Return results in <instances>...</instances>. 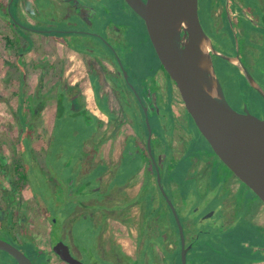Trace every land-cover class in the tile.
<instances>
[{"label":"flooded vegetation","instance_id":"flooded-vegetation-1","mask_svg":"<svg viewBox=\"0 0 264 264\" xmlns=\"http://www.w3.org/2000/svg\"><path fill=\"white\" fill-rule=\"evenodd\" d=\"M199 17L228 101L239 112L264 120V0H199ZM0 26V40L14 52L21 74L29 66L40 69L48 85L47 103L56 102L55 120L62 109L74 122L94 126L78 175L89 176L85 181L98 197L71 205L68 218L57 224L46 211V197L19 181L20 164L28 172L21 151L10 164L0 151V171L13 187L7 202L0 200V238L34 264H70L54 249L57 240L84 264H182L181 253L178 262L172 258L178 247L182 251V240L160 189L161 175L190 247L187 264L191 251L205 260V248L224 245L238 256L228 264H264V201L208 143L147 20L127 0H10L7 13L0 8ZM190 120L198 132L190 130ZM74 178L64 180L66 197L74 198ZM25 186L32 196L17 199ZM240 192L251 209L242 220L236 216ZM78 215L91 220L96 236L88 262L68 223ZM128 234L136 247L133 255L123 242ZM105 242L112 245L111 253ZM0 264L18 263L0 251Z\"/></svg>","mask_w":264,"mask_h":264},{"label":"rangeland","instance_id":"rangeland-1","mask_svg":"<svg viewBox=\"0 0 264 264\" xmlns=\"http://www.w3.org/2000/svg\"><path fill=\"white\" fill-rule=\"evenodd\" d=\"M4 5H0V8L3 9ZM46 9V11L43 10L44 13L49 12V9ZM4 23L1 22V26ZM1 26L0 30L3 29ZM27 57L29 59L30 55ZM36 60H33V62ZM14 62V52L9 53L8 48H5L4 40H0V151L2 156L6 157L7 164H10L15 155H19L21 151L20 157L28 165L27 170L29 173L26 176V181L34 188L35 193H41L46 197L47 201L43 202L48 205L46 211H49V217H53L51 219L53 221L58 219L56 223L61 224L68 218L69 215L67 214L69 213L66 211L69 210L71 205L76 207L80 205L79 201L82 204L88 196L89 200L98 198L94 191L89 188L91 184L85 181V179H89V176L84 179V176L78 175L83 168V162L87 161V148L90 147L88 142L90 139L89 134L94 129V126L92 125L91 127L88 124L86 127L79 121L78 123L74 122L71 113L68 111L63 114L60 113L55 120L56 102L50 100L47 103L46 99L49 94H46V87L48 85L45 83L46 81L44 82L45 78L40 74V69L33 70L29 66V72L24 75L21 74L20 68ZM28 120L31 122V127L27 124ZM189 124L190 130L198 132L191 120ZM197 136L199 135L197 134ZM29 140L34 150L31 154L28 150ZM198 149H200V146H198ZM204 152L206 151L200 150V153L204 154ZM29 157L32 160L31 163ZM170 160L166 164L167 168H170ZM19 162L22 163L21 160ZM48 175L52 183H48ZM179 175L182 177L180 178ZM183 175L184 173L182 172V174H178L177 178L182 180ZM217 175L221 181L226 177H222L219 173ZM73 176L76 178L75 193L74 198H70V196L66 197L67 185L64 180ZM218 182L220 181L218 180ZM54 184L57 185L56 190H53ZM12 189V184L0 171L1 203L7 202L8 198H5V196H9ZM32 193V189L29 186H25L21 192H16L15 197L21 200L32 196ZM64 195L66 198H64ZM256 200L259 201L257 198ZM236 202V216H239V219L242 220L244 213H248L251 210L249 208L250 204H247L244 192H240L237 195ZM68 205L69 207H67ZM84 209L86 210V208ZM198 217H200V214L197 213L195 218ZM46 223L49 226V222L46 221ZM68 223L73 234L74 243L79 246L82 245L86 250L83 256L84 260L90 261L93 251L88 252V250L93 249L96 238L93 233L94 227L91 220L84 219L81 215H78L70 217ZM188 231L189 227L187 225L185 226L186 234ZM175 236L179 242V235L175 233ZM180 253V247H178L175 258L172 257L177 262L179 261ZM198 254L196 251L189 253V264H228L232 262V259L238 258L232 253L230 245L205 248L203 250V254L207 255L205 260H197L195 255L197 256ZM221 259H225V261L222 263Z\"/></svg>","mask_w":264,"mask_h":264},{"label":"water","instance_id":"water-1","mask_svg":"<svg viewBox=\"0 0 264 264\" xmlns=\"http://www.w3.org/2000/svg\"><path fill=\"white\" fill-rule=\"evenodd\" d=\"M127 1L147 20L186 106L208 143L264 201V120L248 111L239 112L228 101L212 60L211 38L200 21L199 0ZM158 180L173 208L182 240L181 260L187 264L190 247L185 245L182 220L164 190L161 175ZM54 249L70 264H84L72 256L63 241L57 240ZM0 251L7 252L18 264H34L24 251L2 238Z\"/></svg>","mask_w":264,"mask_h":264},{"label":"trees","instance_id":"trees-1","mask_svg":"<svg viewBox=\"0 0 264 264\" xmlns=\"http://www.w3.org/2000/svg\"><path fill=\"white\" fill-rule=\"evenodd\" d=\"M9 1L10 0H7V2L5 3V5L3 6V12L4 13H7V9H8V3H9ZM61 111H62V109H60V113H61ZM27 124H28V126H30L31 127V122H30V120H28L27 121ZM29 128V127H28ZM29 131H31L30 129H29ZM28 150H29V152H31L30 151V148H31V144H30V142H29V145H28ZM32 150V149H31ZM33 151V150H32ZM23 164V163H22ZM23 166H25V165H23ZM20 167H22L21 166V164H20V166H19V174H21V177H20V180L19 181H22L23 183H26V182H28V181H26V176H28V172H26V169L25 168H20ZM29 183V182H28Z\"/></svg>","mask_w":264,"mask_h":264},{"label":"crops","instance_id":"crops-1","mask_svg":"<svg viewBox=\"0 0 264 264\" xmlns=\"http://www.w3.org/2000/svg\"><path fill=\"white\" fill-rule=\"evenodd\" d=\"M127 233L130 234L129 231ZM129 234H128L129 238L128 239H125L124 238L123 239V242L126 243L125 249H126L127 253L129 255H133L134 252H135V248L136 247L133 246L132 239H131V235H129ZM104 246H105L106 250L108 251V253H111L110 251L112 249V245L109 242H105V245Z\"/></svg>","mask_w":264,"mask_h":264}]
</instances>
